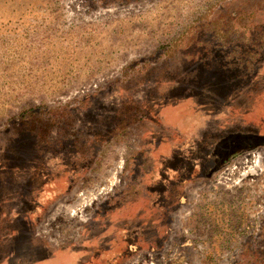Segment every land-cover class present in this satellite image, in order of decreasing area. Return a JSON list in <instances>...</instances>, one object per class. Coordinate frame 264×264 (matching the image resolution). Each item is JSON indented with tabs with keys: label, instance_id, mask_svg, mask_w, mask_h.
I'll list each match as a JSON object with an SVG mask.
<instances>
[{
	"label": "rangeland",
	"instance_id": "1",
	"mask_svg": "<svg viewBox=\"0 0 264 264\" xmlns=\"http://www.w3.org/2000/svg\"><path fill=\"white\" fill-rule=\"evenodd\" d=\"M0 264H264V0H0Z\"/></svg>",
	"mask_w": 264,
	"mask_h": 264
}]
</instances>
